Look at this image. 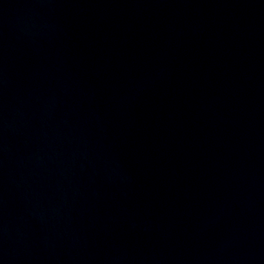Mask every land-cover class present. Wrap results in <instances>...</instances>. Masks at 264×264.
Here are the masks:
<instances>
[{
	"label": "water",
	"instance_id": "water-1",
	"mask_svg": "<svg viewBox=\"0 0 264 264\" xmlns=\"http://www.w3.org/2000/svg\"><path fill=\"white\" fill-rule=\"evenodd\" d=\"M0 264H264V0H0Z\"/></svg>",
	"mask_w": 264,
	"mask_h": 264
}]
</instances>
